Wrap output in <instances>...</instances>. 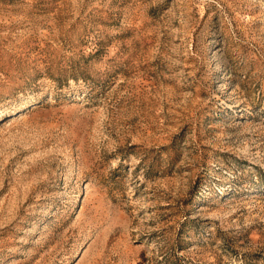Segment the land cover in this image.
Instances as JSON below:
<instances>
[{"label": "rangeland", "instance_id": "rangeland-1", "mask_svg": "<svg viewBox=\"0 0 264 264\" xmlns=\"http://www.w3.org/2000/svg\"><path fill=\"white\" fill-rule=\"evenodd\" d=\"M0 264H264V0H0Z\"/></svg>", "mask_w": 264, "mask_h": 264}]
</instances>
